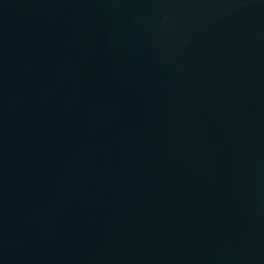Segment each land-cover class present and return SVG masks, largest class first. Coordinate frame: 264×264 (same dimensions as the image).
I'll return each instance as SVG.
<instances>
[{
	"label": "water",
	"instance_id": "water-1",
	"mask_svg": "<svg viewBox=\"0 0 264 264\" xmlns=\"http://www.w3.org/2000/svg\"><path fill=\"white\" fill-rule=\"evenodd\" d=\"M0 264H264V0H0Z\"/></svg>",
	"mask_w": 264,
	"mask_h": 264
}]
</instances>
